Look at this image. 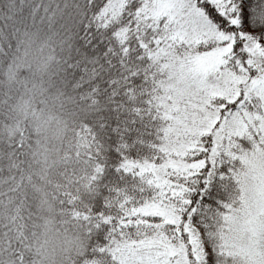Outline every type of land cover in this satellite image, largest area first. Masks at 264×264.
<instances>
[{
  "label": "snow or ice",
  "instance_id": "obj_1",
  "mask_svg": "<svg viewBox=\"0 0 264 264\" xmlns=\"http://www.w3.org/2000/svg\"><path fill=\"white\" fill-rule=\"evenodd\" d=\"M89 10L85 54L135 57L155 72L150 155L117 151L113 169L138 182L137 195L70 213L95 238L92 254L105 264H264V4L92 0Z\"/></svg>",
  "mask_w": 264,
  "mask_h": 264
},
{
  "label": "trees",
  "instance_id": "obj_2",
  "mask_svg": "<svg viewBox=\"0 0 264 264\" xmlns=\"http://www.w3.org/2000/svg\"><path fill=\"white\" fill-rule=\"evenodd\" d=\"M91 3L0 0V180L10 185L0 201L14 198L18 212L14 228L0 227V259L14 264L29 261L26 228L36 212L34 186H46L61 212L99 211L105 199L137 195L138 182L113 171L117 151L131 158L150 155L154 125L145 102L155 72L146 76L135 57L109 63L102 53L85 54L82 22L94 11ZM23 42L38 44L42 72L37 75L29 66L17 69L13 79L14 53ZM22 103L36 111L54 110L65 125L62 139L48 145L57 154L55 163H36L33 149L39 138L30 120L16 114ZM230 194L217 189L221 200ZM90 238L92 249L95 238Z\"/></svg>",
  "mask_w": 264,
  "mask_h": 264
},
{
  "label": "clouds",
  "instance_id": "obj_3",
  "mask_svg": "<svg viewBox=\"0 0 264 264\" xmlns=\"http://www.w3.org/2000/svg\"><path fill=\"white\" fill-rule=\"evenodd\" d=\"M14 57L13 79L17 69L29 66L37 75L42 72L39 46L35 42H23ZM16 114L21 120H30L39 138L33 149L36 163L41 166L55 163L57 154L48 145L62 139L65 133L62 120L56 118L54 110L36 111L27 103L20 104ZM34 187L37 192L36 212L26 228L28 264H105L104 256L90 254L92 241L87 227L74 220L69 212L59 211L56 201L49 198L46 186ZM9 188L7 180H0V195L6 194ZM17 215L14 198L0 201V227L14 228ZM0 264L14 262L10 258L0 259Z\"/></svg>",
  "mask_w": 264,
  "mask_h": 264
}]
</instances>
